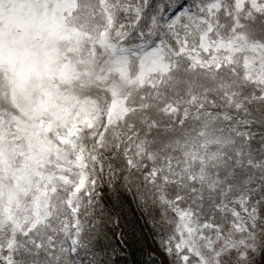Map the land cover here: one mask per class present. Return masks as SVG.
<instances>
[{"label":"snow or ice","instance_id":"snow-or-ice-1","mask_svg":"<svg viewBox=\"0 0 264 264\" xmlns=\"http://www.w3.org/2000/svg\"><path fill=\"white\" fill-rule=\"evenodd\" d=\"M117 172L176 264L264 260V0H0V264H74Z\"/></svg>","mask_w":264,"mask_h":264},{"label":"trees","instance_id":"trees-1","mask_svg":"<svg viewBox=\"0 0 264 264\" xmlns=\"http://www.w3.org/2000/svg\"><path fill=\"white\" fill-rule=\"evenodd\" d=\"M164 217L162 205L147 195L139 179L105 174L91 206L92 227L76 256L82 264H162L155 250H166L171 232ZM167 258L176 264L173 256Z\"/></svg>","mask_w":264,"mask_h":264},{"label":"rangeland","instance_id":"rangeland-1","mask_svg":"<svg viewBox=\"0 0 264 264\" xmlns=\"http://www.w3.org/2000/svg\"><path fill=\"white\" fill-rule=\"evenodd\" d=\"M167 254H168L167 250H165V251H160L158 249L155 250V255H157L160 258L162 264H168ZM74 260H75L74 264H81L80 260L76 256L74 257ZM260 262L264 264V260H260Z\"/></svg>","mask_w":264,"mask_h":264}]
</instances>
